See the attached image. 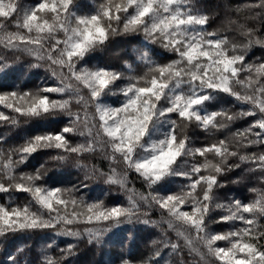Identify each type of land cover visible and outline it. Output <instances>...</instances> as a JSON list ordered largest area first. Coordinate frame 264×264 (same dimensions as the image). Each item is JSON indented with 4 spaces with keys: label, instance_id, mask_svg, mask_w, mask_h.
<instances>
[{
    "label": "snow or ice",
    "instance_id": "6c2138e0",
    "mask_svg": "<svg viewBox=\"0 0 264 264\" xmlns=\"http://www.w3.org/2000/svg\"><path fill=\"white\" fill-rule=\"evenodd\" d=\"M93 2L0 0V264H25L18 236L44 240L31 264H75L81 242L140 232L145 255L113 264H264V0L215 27L197 0ZM117 36L140 37L136 58L92 64Z\"/></svg>",
    "mask_w": 264,
    "mask_h": 264
},
{
    "label": "trees",
    "instance_id": "16d2710c",
    "mask_svg": "<svg viewBox=\"0 0 264 264\" xmlns=\"http://www.w3.org/2000/svg\"><path fill=\"white\" fill-rule=\"evenodd\" d=\"M21 2L25 5H32L34 0H21ZM244 0H197V4L200 7L207 9L208 11H220L219 16H215L213 18V26H218L221 17H223V12L220 9L225 3H230L233 6L243 3ZM79 4L81 6L82 12L90 11L93 6V0H79ZM140 37H124V36H117L113 38V45L107 51H97L95 55V59L92 61V64L95 65H106L110 64L116 66L118 68L123 67L124 59H134L137 56L135 49L138 47V41ZM118 49L119 51H116ZM256 56H259L261 53L259 50H253ZM91 66V65H90ZM42 79V77L40 78ZM33 80L35 82H39V79L33 76ZM115 99V97H113ZM40 125H25L22 126L20 129L15 130L11 136L14 141H19L27 132L36 130ZM6 129L0 127V134L5 133ZM43 162V157H38L37 161L34 163H41ZM31 169H29L30 171ZM76 170L74 168H70L69 170L65 171L64 169H57L53 170L50 174L52 179L49 181L50 184L61 183L64 186H70L69 182L75 180ZM253 184L259 186V181L256 178H253ZM137 186L139 187V182H137ZM106 187V186H103ZM234 191L231 195L239 196L243 198L244 196L251 197L252 193L247 189L242 187L241 185H230ZM91 194L93 196L100 195V188L97 187L95 184L92 185ZM109 201L115 200H124L125 197L121 192H108L105 197H102ZM6 198L0 196V203H6ZM213 229L219 227V225H211ZM124 233H121L123 236ZM63 239V238H58ZM11 244L18 245V246H26V255L24 257L25 264H31V261L35 260L37 255L40 252L41 247L43 246L44 240L40 236H32L31 238L28 237H20L14 238L10 241ZM148 245H150L149 234L146 232H140L137 234L136 240L134 243H125V247L121 249L118 245L113 246V244H107L100 247H93L91 245L85 244L81 242L78 254L71 259L75 262V264H113L116 256L120 252H124L126 254L130 253L132 256L141 257L145 255L147 252ZM2 253H0V259H2Z\"/></svg>",
    "mask_w": 264,
    "mask_h": 264
},
{
    "label": "rangeland",
    "instance_id": "374dc122",
    "mask_svg": "<svg viewBox=\"0 0 264 264\" xmlns=\"http://www.w3.org/2000/svg\"><path fill=\"white\" fill-rule=\"evenodd\" d=\"M116 51H119L118 49H115Z\"/></svg>",
    "mask_w": 264,
    "mask_h": 264
}]
</instances>
